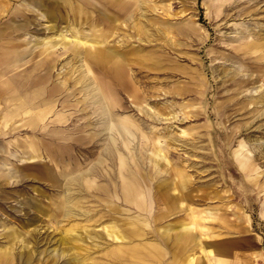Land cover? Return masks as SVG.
Here are the masks:
<instances>
[{"label": "rangeland", "instance_id": "374dc122", "mask_svg": "<svg viewBox=\"0 0 264 264\" xmlns=\"http://www.w3.org/2000/svg\"><path fill=\"white\" fill-rule=\"evenodd\" d=\"M262 92L264 0H0V264H264Z\"/></svg>", "mask_w": 264, "mask_h": 264}, {"label": "bare ground", "instance_id": "6f19581e", "mask_svg": "<svg viewBox=\"0 0 264 264\" xmlns=\"http://www.w3.org/2000/svg\"><path fill=\"white\" fill-rule=\"evenodd\" d=\"M157 1V0H156ZM138 7H136V9H137ZM143 8V7H142ZM141 10V9H140ZM144 10V9H143ZM143 10H141V12L143 11ZM144 14H145V11H144ZM165 15V14H164ZM143 16V15H142ZM134 17V16H133ZM141 19V18H140ZM147 25V24H146ZM151 29V28H150ZM152 30V29H151ZM155 30V29H154ZM160 30V29H159ZM126 31V30H125ZM152 32V31H151ZM60 35H61V33H60ZM62 36V35H61ZM84 42H86V40L84 41ZM74 58V57H73ZM79 58V57H78ZM74 62H76V61H74ZM73 63V62H72ZM78 64V63H77ZM76 64V65H77ZM110 65H113V66H115V68H114V71L115 72H119L121 69H120V67H119V65H118V61H113ZM83 70V69H82ZM82 72V71H81ZM77 75V74H76ZM83 78L84 77H86V74H85V72L83 71ZM81 78V77H80ZM82 80V79H81ZM88 82V81H87ZM109 93H111L110 91H109ZM107 95V94H106ZM106 97V96H105ZM109 97V96H108ZM107 97V98H108ZM253 97V96H252ZM259 97L260 98H262V99H264V92H262V93H260L259 94ZM97 98H100V97H97ZM97 101V100H96ZM117 102V101H116ZM115 102V103H116ZM99 104V103H98ZM262 104V103H261ZM33 105V104H32ZM100 105V104H99ZM102 105V104H101ZM100 105V106H101ZM239 105H241V104H239ZM108 108H109V106H108ZM50 109V108H49ZM261 111V110H260ZM104 112V111H103ZM36 113V112H35ZM43 115V114H42ZM195 115V114H194ZM23 118V117H22ZM114 122V121H113ZM113 125V124H112ZM116 129H118V134H119V136L121 135H124L123 134V132H122V130H120L119 128H116ZM113 131V130H112ZM129 133V132H128ZM112 135V134H111ZM110 135V136H111ZM114 135V134H113ZM128 135H130V134H128ZM109 136V135H108ZM124 138V137H123ZM109 139H110V137H109ZM109 141V140H108ZM124 141H126V140H124ZM126 144H128V143H126ZM126 146V145H125ZM262 147V146H261ZM106 148V147H105ZM107 149V148H106ZM262 149H264V147H262ZM262 151V150H261ZM260 151V152H261ZM108 153V152H107ZM112 153V152H111ZM262 154H264V153H262ZM112 155V154H111ZM87 171V170H86ZM75 176V175H74ZM69 179V178H68ZM126 184L130 187V190L132 191L133 189H134V186H133V183H132V181L131 180H129V181H127L126 182ZM69 186V185H68ZM69 189V188H68ZM70 189H72V188H70ZM70 192H71V190H70ZM68 194V193H67ZM135 199V198H134ZM67 200V199H66ZM63 211L65 212V214L66 215H69V214H74L75 213V206L72 204V203H70L69 202V199H68V202L67 203H64V205H63ZM76 214V213H75ZM136 223V222H135ZM55 248V247H54ZM54 252V251H53ZM57 252V251H56ZM40 253V252H39ZM67 253V252H66ZM66 256V255H65ZM27 257V256H26ZM78 257V256H77ZM70 258V257H69ZM76 258V257H75ZM11 259V258H10ZM67 259V258H66ZM72 259V258H71ZM79 259V258H78ZM74 260V259H73Z\"/></svg>", "mask_w": 264, "mask_h": 264}, {"label": "crops", "instance_id": "0c3cea01", "mask_svg": "<svg viewBox=\"0 0 264 264\" xmlns=\"http://www.w3.org/2000/svg\"><path fill=\"white\" fill-rule=\"evenodd\" d=\"M5 101H6V99H5ZM36 106H37V104L35 105L34 101H30V102H27L25 104V108L23 107V110H26V111H29V110L33 111L34 110V111H36L37 110ZM31 113H34V112H31ZM32 116L35 117V119H36V116L34 114ZM27 118H30V117H27Z\"/></svg>", "mask_w": 264, "mask_h": 264}]
</instances>
